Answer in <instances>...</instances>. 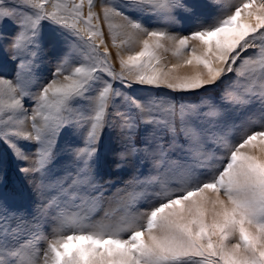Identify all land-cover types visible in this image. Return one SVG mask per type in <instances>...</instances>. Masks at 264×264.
Returning a JSON list of instances; mask_svg holds the SVG:
<instances>
[{"label": "snow or ice", "instance_id": "obj_1", "mask_svg": "<svg viewBox=\"0 0 264 264\" xmlns=\"http://www.w3.org/2000/svg\"><path fill=\"white\" fill-rule=\"evenodd\" d=\"M194 7L186 0H0V23L17 27L6 48L15 78L0 76V144L22 174L40 181L39 191L58 159V138H81L66 146L74 175L51 181L36 213L0 212V264H264V157L252 154L264 147V130L233 119L253 104L264 118V0H223L224 14L212 23L174 34L177 13ZM45 27L60 55L42 80L34 68ZM169 51L184 59L169 67ZM185 66L192 73L180 75ZM220 85L218 97L195 103L133 92ZM111 132L121 143L117 168L131 159L156 174L133 176L105 207L112 181L102 182L98 169ZM41 219L51 222V236Z\"/></svg>", "mask_w": 264, "mask_h": 264}, {"label": "rangeland", "instance_id": "obj_2", "mask_svg": "<svg viewBox=\"0 0 264 264\" xmlns=\"http://www.w3.org/2000/svg\"><path fill=\"white\" fill-rule=\"evenodd\" d=\"M189 5H195L193 13H185L180 11L177 13V23L171 28L174 34H188L198 27L206 26L212 23L216 18L224 14L223 0H186ZM106 31V29H105ZM17 32L15 24L8 20H4L0 23V34H7V40H0V76L5 78H15V72L17 70V64L10 59L6 48L10 46L11 38ZM56 37L51 32L50 28L45 27L42 33V45L44 52L41 53L38 60L39 66L34 68L35 74L42 80L50 78L51 71L55 66L54 62L60 55L59 48H53L52 45L55 42ZM167 43V42H166ZM191 46L196 47L197 52L202 49L198 42H190ZM140 43L135 42L130 46L131 51H138ZM110 51L113 55L114 66L119 70V64L115 60V53L117 49L111 48ZM125 56L128 51H123ZM165 61L169 67L173 64L181 63L184 57L179 60L172 54L171 51L164 53ZM193 68L190 66L181 67L179 74H190ZM231 75V74H230ZM224 85L218 87H211L204 92L200 93H170L165 89H151V88H134L135 95L140 97H146L160 93L161 95L174 96L178 100L184 102H198L202 95L210 97H218ZM236 121H247L250 131L264 130L261 128V122H264L258 105L253 104L249 108L245 109L243 113L237 114L233 117ZM255 121V123H252ZM238 131V130H237ZM80 144V137H71L67 133H64L58 138L56 145V153L58 159L55 165L52 166L50 174L44 177L43 186L39 191L35 190V184H39L40 181H33L31 175L25 176L19 171L20 164L12 158L7 148L0 144V201L4 202V206L0 207V212H4L6 209H25L29 214L36 213L40 205L47 200L52 194L48 188V184L51 181L57 179H68L75 173V163L71 156L66 151L68 144ZM24 148L28 151L34 147L32 144L25 143ZM121 150V143L118 141L115 132L106 133L101 143L100 152V167L98 169V178L103 181H112V183L106 188L104 193L105 207H108L107 201H114L117 196H123L124 193L119 189L123 188L125 183L129 181L133 176H140L141 178L150 174V168L145 165L142 169H138L135 162L129 159V161L121 168H117L115 165L118 161L117 153ZM252 154L264 157V147L260 149H253ZM152 175H155V171H151ZM213 195L212 193H208ZM150 205L140 203L138 207L145 208ZM112 207H115L113 203ZM211 219V217H209ZM41 224L44 225V231L51 236L50 225L48 220L41 219ZM45 245L42 244L43 248Z\"/></svg>", "mask_w": 264, "mask_h": 264}]
</instances>
